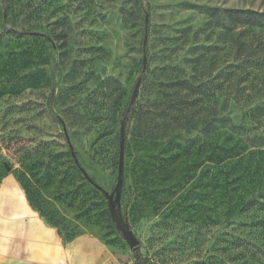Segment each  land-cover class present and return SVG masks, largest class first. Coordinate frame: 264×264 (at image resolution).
<instances>
[{
    "label": "rangeland",
    "instance_id": "1",
    "mask_svg": "<svg viewBox=\"0 0 264 264\" xmlns=\"http://www.w3.org/2000/svg\"><path fill=\"white\" fill-rule=\"evenodd\" d=\"M191 6L264 11V0H143L141 11L131 0H0V179L14 177L64 239L94 231L135 264L106 196L79 172L70 145L92 182L111 194L119 121L164 50L183 65L195 43L211 38L220 56L211 76L220 74L231 95L253 91L250 103L264 102V29L211 34L210 20ZM239 98L231 102H245ZM231 112L240 123L241 112ZM127 129L119 206L147 264H264V246L261 254L252 235L227 226L221 189L208 186L206 138L148 141L132 136V123ZM228 138L220 132L217 142Z\"/></svg>",
    "mask_w": 264,
    "mask_h": 264
},
{
    "label": "trees",
    "instance_id": "2",
    "mask_svg": "<svg viewBox=\"0 0 264 264\" xmlns=\"http://www.w3.org/2000/svg\"><path fill=\"white\" fill-rule=\"evenodd\" d=\"M142 1L131 0V4L141 11ZM191 8L197 9L210 20L208 25H213L214 28L211 34L219 28L226 30L228 36L234 28H240L242 36L248 35L251 30L264 29V11L250 8ZM36 35L46 37L44 34ZM187 39L186 35L178 51L183 50L190 42H187ZM229 42L228 39L224 44L227 52L231 49ZM218 46V42L212 44L209 37L203 42L195 43L190 49L191 58L183 65H174L170 56H165L164 50V57L160 59L161 65L152 70L142 93L137 95L131 106L129 99L119 122L121 126V122L126 119L127 124L130 122L133 125L132 136L148 141L166 140L173 143L177 137L183 136L192 140L196 135L206 138L202 147L208 163V186L211 189H221L227 226L237 224L243 232L249 233L246 239L252 235V240L258 243L260 253L263 254L264 102L250 103V99L254 97L253 91L231 95L230 90L220 84V74L211 76L220 57L217 53ZM247 51L252 50L246 49ZM246 58L251 57L249 55ZM239 97L245 98V102H231L242 100ZM232 109L241 112L238 124L234 122ZM127 132L126 125L125 152L129 149ZM220 132L229 133L228 140L223 144L217 142ZM199 143L198 139L192 142V145ZM70 151L77 165L71 145ZM77 167L79 172L104 194L105 190L92 182L80 166ZM236 221L238 223H235ZM79 235L69 239L62 237L64 244ZM238 241L241 244L247 242L243 238ZM133 253L135 264H147L139 247Z\"/></svg>",
    "mask_w": 264,
    "mask_h": 264
},
{
    "label": "crops",
    "instance_id": "3",
    "mask_svg": "<svg viewBox=\"0 0 264 264\" xmlns=\"http://www.w3.org/2000/svg\"><path fill=\"white\" fill-rule=\"evenodd\" d=\"M0 264H131L126 253L86 231L64 244L12 176L0 179Z\"/></svg>",
    "mask_w": 264,
    "mask_h": 264
},
{
    "label": "water",
    "instance_id": "4",
    "mask_svg": "<svg viewBox=\"0 0 264 264\" xmlns=\"http://www.w3.org/2000/svg\"><path fill=\"white\" fill-rule=\"evenodd\" d=\"M147 39H145L144 46L146 45ZM146 53H144V59H143V66L144 70L146 69ZM141 86V81H138L130 98V106L135 102L137 95L139 93V89ZM126 125L127 120L124 119L121 122L120 126V159H119V166H118V177L117 181L114 187V190L111 194H108L106 191H104V195L106 196L108 200L109 205V213L111 216V219L113 223L115 224L117 230L122 235L124 241L127 243L129 248L134 251L136 248L139 247V241L135 237L130 225L127 221H125L121 215L120 206H119V197L121 194V187L123 184V178H124V160H125V140H126ZM75 160L78 166V160ZM81 167V166H80Z\"/></svg>",
    "mask_w": 264,
    "mask_h": 264
}]
</instances>
